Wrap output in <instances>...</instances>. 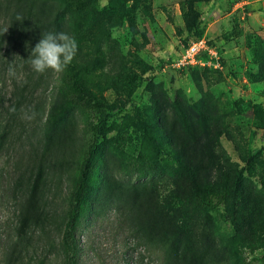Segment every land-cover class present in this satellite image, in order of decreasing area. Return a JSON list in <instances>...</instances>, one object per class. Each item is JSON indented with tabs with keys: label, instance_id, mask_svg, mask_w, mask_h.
Returning <instances> with one entry per match:
<instances>
[{
	"label": "rangeland",
	"instance_id": "1",
	"mask_svg": "<svg viewBox=\"0 0 264 264\" xmlns=\"http://www.w3.org/2000/svg\"><path fill=\"white\" fill-rule=\"evenodd\" d=\"M4 1L32 46L48 32L78 42L64 72L39 74L43 121L32 120L25 144L43 169L48 211L62 213L94 145L76 227L83 264H240L239 253L264 264V0H99L81 13L63 0ZM200 39L219 67L171 66ZM68 70L106 114L97 134L62 106ZM205 185L233 189L228 203L197 206Z\"/></svg>",
	"mask_w": 264,
	"mask_h": 264
},
{
	"label": "trees",
	"instance_id": "2",
	"mask_svg": "<svg viewBox=\"0 0 264 264\" xmlns=\"http://www.w3.org/2000/svg\"><path fill=\"white\" fill-rule=\"evenodd\" d=\"M63 1L73 13L99 3V0ZM4 9L5 1L0 0V264H83L84 245L76 227L97 169L94 145H88L82 155L80 174L69 193L67 211H48L43 169L26 156L29 126L32 120L36 124L43 121L40 108L34 105L39 74L27 62L34 46L30 43L32 39L9 21ZM13 60L17 66L15 78L8 75V64ZM62 82L63 108H77L87 119L86 130L101 132L106 114L91 91L71 70L65 73ZM27 110L35 111L34 119L24 118ZM232 192L233 189L219 190L205 185L194 191L193 200L204 210L215 212L228 203ZM257 223L264 233V218ZM239 260L240 264H252L241 253Z\"/></svg>",
	"mask_w": 264,
	"mask_h": 264
},
{
	"label": "clouds",
	"instance_id": "3",
	"mask_svg": "<svg viewBox=\"0 0 264 264\" xmlns=\"http://www.w3.org/2000/svg\"><path fill=\"white\" fill-rule=\"evenodd\" d=\"M22 17H17L22 21ZM7 29H5V32ZM78 52L77 40L66 32L43 33L39 42L31 51L27 62L38 74H43L49 70L61 73L72 63ZM21 59V58H20ZM23 60V59H22ZM8 75L15 78L17 76V66L15 61L8 64ZM15 111V109H11ZM36 116L35 111H24V118L31 120Z\"/></svg>",
	"mask_w": 264,
	"mask_h": 264
},
{
	"label": "built area",
	"instance_id": "4",
	"mask_svg": "<svg viewBox=\"0 0 264 264\" xmlns=\"http://www.w3.org/2000/svg\"><path fill=\"white\" fill-rule=\"evenodd\" d=\"M209 56V60L205 56ZM217 50L211 47L205 39L191 42L173 59L172 67L179 70L189 68L219 67Z\"/></svg>",
	"mask_w": 264,
	"mask_h": 264
}]
</instances>
